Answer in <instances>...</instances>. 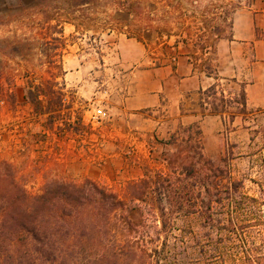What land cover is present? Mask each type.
I'll list each match as a JSON object with an SVG mask.
<instances>
[{
    "label": "rangeland",
    "instance_id": "obj_1",
    "mask_svg": "<svg viewBox=\"0 0 264 264\" xmlns=\"http://www.w3.org/2000/svg\"><path fill=\"white\" fill-rule=\"evenodd\" d=\"M6 1L0 4V264H51L43 262L35 245L9 241L11 231H20V222L15 221L24 217L6 212V207L13 200L21 203L24 193L41 194L45 185L58 180L80 183L89 179L121 194L126 183L143 177L145 165L164 170L165 154L173 151L164 143L178 130L161 122L157 125L161 113L112 109L111 101L98 93L112 84L105 82L103 69L116 67L108 78L116 70L122 72L119 76L133 71L141 64L139 54L158 55L168 36L184 33L186 38L207 40L212 32H223L219 13L227 4L226 0H132L140 11L128 14L120 7L124 0H95L92 6L79 7L54 0ZM229 3L237 9L241 2ZM14 37L25 39L22 57L11 53ZM37 91L41 102L33 105L26 97ZM212 95L207 97L216 98L226 125L218 134L201 135L203 153L215 164L225 160L241 191L260 197L252 179L261 178L258 151L262 140L253 131L264 128V120L240 109L235 118L248 119L247 126H232L229 102ZM99 110L104 117H99ZM238 129L241 133H234ZM252 136L256 140L250 143ZM246 237L259 245L257 229L249 230ZM163 240L161 236L155 246H135L136 258L162 264L156 262L159 254L154 248L159 251ZM180 240L168 239L178 254L184 251ZM200 240V235L186 237L188 246ZM125 243L118 236L113 245L126 251ZM260 249L264 255V246ZM196 251L192 248L187 253L194 259L199 257Z\"/></svg>",
    "mask_w": 264,
    "mask_h": 264
},
{
    "label": "trees",
    "instance_id": "obj_2",
    "mask_svg": "<svg viewBox=\"0 0 264 264\" xmlns=\"http://www.w3.org/2000/svg\"><path fill=\"white\" fill-rule=\"evenodd\" d=\"M54 1H66L71 7L92 6L95 2ZM120 7L128 14L140 11L132 0H124ZM11 39V44L16 45L11 53L22 57L25 39ZM213 91H207L206 95L214 94ZM40 94L39 91L29 93L26 99L40 105ZM233 103H240L245 110L244 91L240 101ZM210 107V113H222L214 102ZM253 132L262 140L258 151L261 178L252 179L260 190V197L241 191V183L233 180L225 160L215 164L205 157L199 127H181L164 143L173 149L165 154L164 170L145 165L143 177L126 183L121 194L89 179L80 183L58 180L45 185L37 196L22 194L21 203L17 205L19 200H13L5 209L24 217V221L14 220L20 222L17 233L21 236L13 230L9 241L15 244L20 239L22 244L35 245L43 262L51 264H147L145 257L136 258L133 249L155 246L161 236L164 240L159 251L158 247L154 248L159 254L157 263L262 264L264 128ZM256 136L250 138V143ZM8 222L9 219L3 221L6 225ZM252 229L260 233L259 245L247 240L246 233ZM199 235L201 240L188 246L186 237ZM118 236L126 241V251L115 249L113 242ZM178 237L184 246L183 255L178 254L175 244L168 242L169 238ZM192 248L199 257H189L187 252ZM129 255L133 259L128 263Z\"/></svg>",
    "mask_w": 264,
    "mask_h": 264
},
{
    "label": "crops",
    "instance_id": "obj_3",
    "mask_svg": "<svg viewBox=\"0 0 264 264\" xmlns=\"http://www.w3.org/2000/svg\"><path fill=\"white\" fill-rule=\"evenodd\" d=\"M235 1L241 2L240 7L232 8L226 0L225 11L219 13L223 32H212L207 40L196 36L186 38L184 33L168 36L156 57L139 54L141 64L133 71L119 76L122 72L116 70L108 78V72L116 67L104 68L105 82L108 85L111 80L112 89H98V93L111 101L112 109L146 110L153 116L161 113L162 120L152 117L157 125L161 122L160 125L176 130L197 126L202 136L218 134L226 125L224 114L210 113V103L216 98L207 97L206 92L212 89L214 96L229 102L228 114L234 117L232 126H247L248 119L235 118V112L243 108L233 102L242 91L245 111H250L258 121L264 120V0ZM6 3L0 0V4ZM64 76L67 79L69 73Z\"/></svg>",
    "mask_w": 264,
    "mask_h": 264
},
{
    "label": "built area",
    "instance_id": "obj_4",
    "mask_svg": "<svg viewBox=\"0 0 264 264\" xmlns=\"http://www.w3.org/2000/svg\"><path fill=\"white\" fill-rule=\"evenodd\" d=\"M97 114L99 115V117L102 115L103 117L105 116V113H102L100 110L97 112Z\"/></svg>",
    "mask_w": 264,
    "mask_h": 264
}]
</instances>
